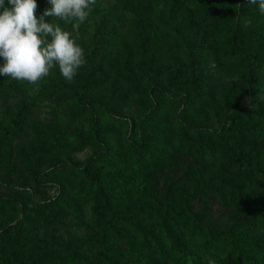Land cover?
Instances as JSON below:
<instances>
[{"label": "trees", "instance_id": "16d2710c", "mask_svg": "<svg viewBox=\"0 0 264 264\" xmlns=\"http://www.w3.org/2000/svg\"><path fill=\"white\" fill-rule=\"evenodd\" d=\"M54 22L84 50L73 81L0 76V264H264L258 7L96 0L78 36Z\"/></svg>", "mask_w": 264, "mask_h": 264}, {"label": "clouds", "instance_id": "9594fccd", "mask_svg": "<svg viewBox=\"0 0 264 264\" xmlns=\"http://www.w3.org/2000/svg\"><path fill=\"white\" fill-rule=\"evenodd\" d=\"M96 0H47L49 7L37 18L36 0H0V76L37 85L53 69L72 82L85 64L83 48L73 32L60 23L70 24L79 34L80 24L89 16ZM264 15V0H247ZM51 18V19H50ZM209 264L215 261L209 260Z\"/></svg>", "mask_w": 264, "mask_h": 264}, {"label": "rangeland", "instance_id": "374dc122", "mask_svg": "<svg viewBox=\"0 0 264 264\" xmlns=\"http://www.w3.org/2000/svg\"><path fill=\"white\" fill-rule=\"evenodd\" d=\"M86 152H82V153H79L77 154L75 157L79 160H81L84 156H85Z\"/></svg>", "mask_w": 264, "mask_h": 264}]
</instances>
